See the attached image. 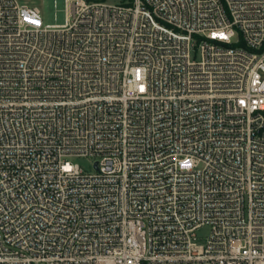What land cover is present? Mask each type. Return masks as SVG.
I'll list each match as a JSON object with an SVG mask.
<instances>
[{
  "label": "built area",
  "instance_id": "1",
  "mask_svg": "<svg viewBox=\"0 0 264 264\" xmlns=\"http://www.w3.org/2000/svg\"><path fill=\"white\" fill-rule=\"evenodd\" d=\"M66 9L0 0V264H264V0Z\"/></svg>",
  "mask_w": 264,
  "mask_h": 264
},
{
  "label": "rangeland",
  "instance_id": "2",
  "mask_svg": "<svg viewBox=\"0 0 264 264\" xmlns=\"http://www.w3.org/2000/svg\"><path fill=\"white\" fill-rule=\"evenodd\" d=\"M21 4L36 6L41 10L44 25L64 24L67 20L66 0H19ZM110 3H119L122 0H103ZM74 163H78L85 172H94L93 159L90 157L78 156L73 159ZM209 226H204L198 230V240L205 243L210 235Z\"/></svg>",
  "mask_w": 264,
  "mask_h": 264
}]
</instances>
